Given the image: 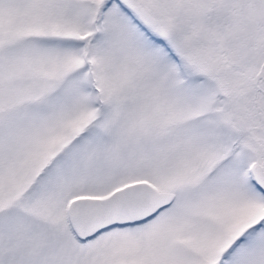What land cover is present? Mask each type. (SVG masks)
Listing matches in <instances>:
<instances>
[{
    "label": "snow or ice",
    "instance_id": "obj_1",
    "mask_svg": "<svg viewBox=\"0 0 264 264\" xmlns=\"http://www.w3.org/2000/svg\"><path fill=\"white\" fill-rule=\"evenodd\" d=\"M0 264H264V0H0Z\"/></svg>",
    "mask_w": 264,
    "mask_h": 264
}]
</instances>
